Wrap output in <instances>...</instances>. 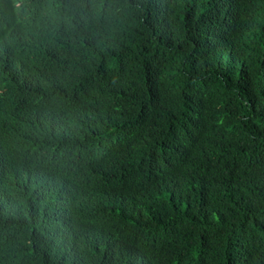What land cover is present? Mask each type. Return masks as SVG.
Wrapping results in <instances>:
<instances>
[{"label":"trees","instance_id":"16d2710c","mask_svg":"<svg viewBox=\"0 0 264 264\" xmlns=\"http://www.w3.org/2000/svg\"><path fill=\"white\" fill-rule=\"evenodd\" d=\"M33 1L0 264H264V0Z\"/></svg>","mask_w":264,"mask_h":264},{"label":"clouds","instance_id":"9594fccd","mask_svg":"<svg viewBox=\"0 0 264 264\" xmlns=\"http://www.w3.org/2000/svg\"><path fill=\"white\" fill-rule=\"evenodd\" d=\"M41 12L40 1L0 0V144L4 141V129L16 126L20 120L27 119L44 128L45 121H39L41 119L37 116L48 114L54 104L57 89H48L47 81L43 80L45 69L35 65L27 48L17 50L18 45H27L24 41L29 35L25 28L42 32L47 27L37 22ZM46 62H49V58ZM36 76H40L45 89L34 90L28 86L25 91V86L40 82L35 79ZM36 132L39 136L43 134L38 130ZM42 157L45 168L48 155L42 154Z\"/></svg>","mask_w":264,"mask_h":264}]
</instances>
